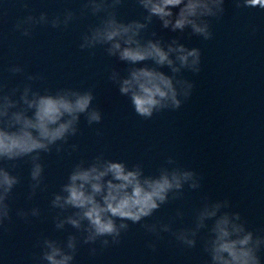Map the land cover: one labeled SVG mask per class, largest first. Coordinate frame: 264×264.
<instances>
[{
	"label": "water",
	"instance_id": "obj_1",
	"mask_svg": "<svg viewBox=\"0 0 264 264\" xmlns=\"http://www.w3.org/2000/svg\"><path fill=\"white\" fill-rule=\"evenodd\" d=\"M84 3L0 0V88L6 85L8 90H22L31 83L41 94L45 89L52 93L59 89L90 90L94 96L91 107L102 116L100 123L88 125L81 115L78 134L68 138L61 152L53 147L51 153L40 154L43 183L31 199L30 161H0V167L20 179L9 200L11 221L0 227V264H38L43 239L66 244L69 235L80 240L73 264H205L210 261L203 251L202 237L207 236V229L201 230L196 246L189 249L171 233L161 232L157 239L142 227L159 222L171 223L173 232L194 228L196 210L205 198L210 203L227 200L230 207L222 208L218 217L225 211L239 213L247 230L264 236V10L238 9L234 0H225L222 17L210 20L213 37L207 41L190 36V29L184 33L164 30L154 18L142 33L143 39H154L152 33L156 32V38L165 43L178 39L189 49L198 48L201 70L193 74L182 69L177 77L194 85L180 109L164 110L146 120L109 80L113 70L126 77L129 65L108 57L103 47L80 49L82 35L99 23V17L90 13L80 15ZM65 10L73 11L76 19L67 28H52L51 20L56 16L63 20ZM117 14L125 23L143 22L146 15L136 0H122ZM41 15L47 23L34 27L22 24L21 31L32 28L30 36L16 30L15 25L26 17L39 21ZM15 66L23 72L11 73L9 69ZM160 70L170 74L167 67ZM28 76L42 79L28 81ZM101 154L114 162L123 161L129 168L141 164L146 176L158 175L161 167L179 166L201 177L200 187L192 190L185 185L180 199H170L140 223L127 222L129 229L121 234L119 244L103 247L100 240L84 244L82 234L70 225L56 229L54 218L61 210L52 209L51 200L76 164L90 163ZM168 159L176 164L168 165ZM33 208L40 210L38 217L29 215L25 221L16 215L18 210L30 213ZM178 211L182 217L177 216ZM71 214L69 209L61 219ZM212 223L205 221L209 227ZM153 243L155 251L149 247ZM258 255L264 264V249Z\"/></svg>",
	"mask_w": 264,
	"mask_h": 264
},
{
	"label": "clouds",
	"instance_id": "obj_2",
	"mask_svg": "<svg viewBox=\"0 0 264 264\" xmlns=\"http://www.w3.org/2000/svg\"><path fill=\"white\" fill-rule=\"evenodd\" d=\"M136 3L146 13L142 16L143 22L133 20L125 23L118 19L117 14L122 0H85L80 15L90 13L99 17V23L89 26L79 47L82 51L103 47L108 57L129 65L126 77L113 70L109 80L118 86L122 96L130 100L135 113L147 120L155 113L180 109L182 103L190 98L193 83L177 77L182 69L199 74L201 52L198 48L185 47L178 39L165 43L156 38V32L152 33L154 39L144 40L142 33L155 18L164 30L184 33L190 29V36L211 40L210 20L222 17L225 0H136ZM234 3L238 9L258 7L264 10V0H234ZM74 19L76 14L65 10L63 20L56 16L50 25L52 28H67ZM41 22L47 23L44 15L39 21L28 16L15 28L21 31L22 24L34 27ZM31 29H24L22 35L30 36ZM165 67L170 69V74L160 70ZM9 71L20 74L23 69L15 66ZM27 79L35 81L42 78L28 76ZM93 100L90 90L59 89L52 93L45 89L41 94L33 90L31 83L25 84L22 90L19 87L8 90L6 85L0 88V161L14 162L25 158L30 161L32 183L29 199L35 196L43 183L44 168L40 154L51 153L53 147L57 153L61 152L68 138L78 134L81 115L88 125L101 122V112L91 107ZM72 149L76 150V145H72ZM86 163L80 161L75 165L67 182L51 200V208L61 210L54 218L56 229L63 230L66 224L70 225L82 234L84 244H94L97 240L103 247L110 243L119 244L121 234L129 229L127 222L140 223L170 199H180L185 185L192 190L200 187L201 177L179 166L171 169L161 167L158 175L146 176L141 164L129 168L125 162H114L102 154L87 166ZM167 164L175 165L176 162L168 159ZM11 167L14 169L16 165L13 163ZM19 183L18 176L0 167V227L11 221L9 200ZM229 207L227 200L210 203L205 198L203 206L196 210L194 228L173 232L171 223L159 222L143 224L142 227L157 239L161 232L171 233L189 249L196 246V237L201 230L207 229V236L202 237L203 251L210 261L205 264H261L258 253L264 249V236H254L247 230L239 213L225 211L218 217L222 208ZM69 209L72 214L61 219ZM16 215L27 221L29 215L38 217L40 210L33 208L30 213L18 210ZM177 216L182 217V213L178 211ZM206 220L213 221L210 227L205 224ZM79 242L75 235H69L66 244L43 239L39 245L42 252L37 258L38 264H73ZM149 247L155 251L154 243ZM95 251L92 249L93 254Z\"/></svg>",
	"mask_w": 264,
	"mask_h": 264
}]
</instances>
